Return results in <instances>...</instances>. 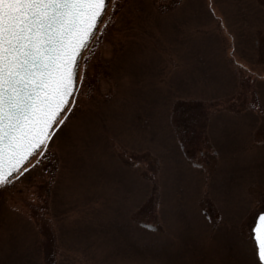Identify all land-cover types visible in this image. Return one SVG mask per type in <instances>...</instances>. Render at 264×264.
Instances as JSON below:
<instances>
[{"label":"rangeland","instance_id":"rangeland-1","mask_svg":"<svg viewBox=\"0 0 264 264\" xmlns=\"http://www.w3.org/2000/svg\"><path fill=\"white\" fill-rule=\"evenodd\" d=\"M108 19L66 127L0 188V264H247L264 0H112Z\"/></svg>","mask_w":264,"mask_h":264},{"label":"snow or ice","instance_id":"snow-or-ice-1","mask_svg":"<svg viewBox=\"0 0 264 264\" xmlns=\"http://www.w3.org/2000/svg\"><path fill=\"white\" fill-rule=\"evenodd\" d=\"M110 5L112 0H0V188L33 168L74 114L89 45L108 25ZM250 234L247 264H264V210Z\"/></svg>","mask_w":264,"mask_h":264},{"label":"water","instance_id":"water-1","mask_svg":"<svg viewBox=\"0 0 264 264\" xmlns=\"http://www.w3.org/2000/svg\"><path fill=\"white\" fill-rule=\"evenodd\" d=\"M148 227H150V228H154V226L153 225H147Z\"/></svg>","mask_w":264,"mask_h":264}]
</instances>
